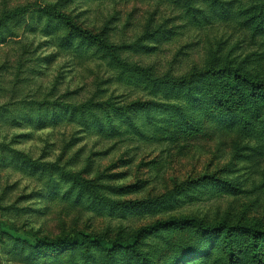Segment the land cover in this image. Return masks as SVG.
<instances>
[{"label":"rangeland","instance_id":"rangeland-1","mask_svg":"<svg viewBox=\"0 0 264 264\" xmlns=\"http://www.w3.org/2000/svg\"><path fill=\"white\" fill-rule=\"evenodd\" d=\"M238 75L264 81V0H0V264H231L193 222L140 231L264 233V92Z\"/></svg>","mask_w":264,"mask_h":264},{"label":"trees","instance_id":"trees-1","mask_svg":"<svg viewBox=\"0 0 264 264\" xmlns=\"http://www.w3.org/2000/svg\"><path fill=\"white\" fill-rule=\"evenodd\" d=\"M45 11L50 13V14H54L58 20L63 21L72 33H75V34L79 35L80 37H82L86 40L95 41V44L97 45V47L99 49H106V46H107L106 43L98 35H94L91 33V31L78 27V25L73 23L67 17V15L65 13H63L62 11L54 10L53 8H50V7H47V9H45ZM236 78L243 80V82L247 85V88L253 93L254 99H257V96L255 94L256 91L260 90V91L264 92V81L255 82L250 77L245 76V75H243V76L238 75ZM221 105H222V108L232 107V103L227 102V101H225ZM251 111L253 113L255 112V110L253 108H251ZM255 116H256L255 117L256 121L259 122V126L262 129V134H263L262 136L264 137L263 111H261L259 109L257 111V113H255ZM227 123H228V121H227ZM101 125H102L101 121L98 120L97 126H95V128H97V131H99L102 128V127H100ZM89 126L90 125H88V127ZM186 222H193V225L196 228V233L200 237L208 238L211 236L214 237V235H217L218 237H222V239L224 240V242L226 244V249L229 252V259H231V261H230L231 264L235 263L233 261L236 258V255L233 254V251H232L233 248L231 245V242L233 240V238H232L233 236H235V238L237 237V235L247 236V238L251 241L249 246H250L252 253H254V254L258 250L259 240H261L264 237L263 232L258 231L256 229H253L251 227H244V226L231 227V226L227 225L226 223L220 224V225L218 224L215 226H203L198 222L185 221V220H175V221H168V222H164V223H157L153 226H150V227H147V228L141 230L140 234L141 233H149L151 231L154 232V231L158 230L160 227H165V228H169L170 230H175L178 226H181V225L185 224ZM138 237L139 236L136 235L134 237V239H137ZM54 245L60 246V245H62V241L56 240ZM115 246H118V244H116ZM208 250L209 249H205V250H201V251L198 250V251L187 252L186 254L181 256L179 259H177L175 262H173V264L174 263L175 264L176 263L177 264L178 263L179 264H206L208 262V258H206V257H208V252H207ZM140 255H142V254L140 253ZM237 260H238V257H237ZM144 264H145V262H144ZM149 264H151V263H149Z\"/></svg>","mask_w":264,"mask_h":264}]
</instances>
